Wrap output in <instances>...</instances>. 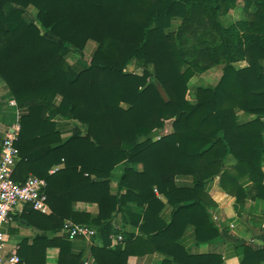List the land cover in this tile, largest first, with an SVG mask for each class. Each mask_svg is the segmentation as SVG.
<instances>
[{"label":"trees","instance_id":"16d2710c","mask_svg":"<svg viewBox=\"0 0 264 264\" xmlns=\"http://www.w3.org/2000/svg\"><path fill=\"white\" fill-rule=\"evenodd\" d=\"M237 7L243 17L225 25ZM89 40L97 45L88 61ZM74 52L78 66L68 60ZM221 64L219 81L188 99L190 80ZM0 77L24 110L13 177L44 178L52 207L46 214L26 203L18 215L37 231L19 243L22 264H46L51 247L58 264H128L154 251L167 255L162 264H216L220 256L180 245L189 224L199 242L220 235L206 182L219 177L240 206L264 200V0H0ZM58 116L75 123L66 139ZM55 164L63 166L51 173ZM178 175H192L194 186H178ZM78 201L97 203L98 214L77 211ZM118 213L140 234L119 229ZM67 219L97 229L92 257L54 235ZM116 233L124 240L111 246ZM239 246L241 264L264 263V249Z\"/></svg>","mask_w":264,"mask_h":264},{"label":"crops","instance_id":"0c3cea01","mask_svg":"<svg viewBox=\"0 0 264 264\" xmlns=\"http://www.w3.org/2000/svg\"><path fill=\"white\" fill-rule=\"evenodd\" d=\"M239 2L242 4L243 0H239ZM28 11H30L31 14L34 12L32 8H30ZM231 15L232 13L228 14V19L230 20L234 19ZM243 15L244 14L242 12L240 17H243ZM95 47L96 45L94 48ZM74 65L78 66V63L76 62ZM128 70L132 71L130 68H128ZM61 99L62 97L60 95L57 96L56 102L59 103ZM14 102L16 101L11 94V91L8 88L5 80L0 77V155L3 139L10 132L17 117L19 108L14 104ZM20 110L24 111L22 109ZM239 115L244 119L247 118L244 116L243 112H239ZM253 117L254 116L251 115L248 118L250 119ZM56 122L62 138L66 139L73 134L75 129V123L73 120L58 116L56 118ZM171 130L172 126L169 124V122H167L165 128L163 130L161 129L160 131L162 133H168ZM156 137H159V135H156ZM227 163H235V159L233 157H229ZM62 166L63 164H55L51 168L50 172L54 173ZM118 168L119 169L113 174L111 179V188L113 191L117 189L118 182L121 177V167ZM175 182L180 187H193L195 179L192 175H178L175 178ZM205 191L214 202L211 212L213 213V220L219 226L220 235L212 241L199 242L196 236L195 226L193 224H189L180 237V245L188 254H216L221 258V261L217 262L216 264H241L242 256L241 247L239 246L240 244H249L254 248L264 249V200L249 198L246 200L243 206H240L236 201V197L226 192L221 187L219 177L207 181L205 184ZM156 193L158 198H160L164 203L167 202V198L164 194L158 191H156ZM49 206L50 212L46 214H50L52 212V207L50 204ZM23 208L24 205L18 206L15 210H13V221L5 224L3 227L7 239L4 253H9L12 250L18 252L19 243L24 238H29V242L32 243V239L37 233L35 228L28 226L24 222L18 220V215L22 213ZM74 208L77 211H84L93 215H96L99 212V206L95 202L78 201L76 202ZM171 214L172 207L166 206L163 211L164 218L169 219ZM114 224L121 230L124 228L129 232L132 231L135 234H140L138 227L125 224L122 213H118L116 215ZM54 235L59 236L58 232ZM71 242L72 249L75 253L83 252L84 254H88V258L92 257H89V246L83 239L77 238ZM94 243L102 245V239L100 237H96L93 244ZM115 245L116 244H114L112 239L111 246ZM58 256L59 248H48L46 264H58ZM166 258L167 255L158 251L147 252L143 254L130 255L128 258V264H162ZM170 259V264H180V262H177L172 258ZM212 264H214V262Z\"/></svg>","mask_w":264,"mask_h":264},{"label":"built area","instance_id":"2783aa9c","mask_svg":"<svg viewBox=\"0 0 264 264\" xmlns=\"http://www.w3.org/2000/svg\"><path fill=\"white\" fill-rule=\"evenodd\" d=\"M14 104L17 106L16 102ZM23 113L24 111L19 108L10 132L4 137L0 155V264H22V259L17 251L12 250L9 253H4L7 239L3 227L13 221V210L18 206L30 203L34 209L42 213L50 212L48 194L46 192L47 181L44 178L34 174H30L24 182H18L13 178L20 155L16 142L19 139L20 121ZM58 234L71 241L81 238L89 246L94 242L97 229L93 226L67 219ZM111 237L114 244L121 243L124 240L122 233L112 234ZM94 263L95 260L93 258L84 261V264Z\"/></svg>","mask_w":264,"mask_h":264},{"label":"rangeland","instance_id":"374dc122","mask_svg":"<svg viewBox=\"0 0 264 264\" xmlns=\"http://www.w3.org/2000/svg\"><path fill=\"white\" fill-rule=\"evenodd\" d=\"M230 13H232L231 16L234 19H232V20L228 19V14H229L228 13L222 19V21H223V23L225 25H229L231 22H234L237 19H239L240 16H241L242 10H241L240 7H237L235 9H233ZM28 14L30 16L33 15V14L30 13V11H28ZM95 45H97V43L95 41H93V40H89L88 41V43H87V45H86V47L84 49L85 59L86 60L89 61L91 59V53H92V50H94L93 48H94ZM79 57L80 56L77 53L74 52V53H72L70 55L68 60H69V62L71 64H75L77 62V60L79 59ZM236 65L237 66H244V65H246V63L245 62H240V63H237ZM129 68L132 71L136 70L133 65L129 66ZM222 73H223V65L221 64V65H216V66H214V67H212L209 70H206L204 72L196 74L189 82L190 89H189V92H188V95H187L188 99L194 100V90L193 89L196 86H199V85L200 86L215 85L219 81ZM169 124L171 125L170 122H169Z\"/></svg>","mask_w":264,"mask_h":264},{"label":"water","instance_id":"95a60500","mask_svg":"<svg viewBox=\"0 0 264 264\" xmlns=\"http://www.w3.org/2000/svg\"><path fill=\"white\" fill-rule=\"evenodd\" d=\"M158 90L160 92V94L162 95V97L167 100L168 99V95L166 93V91L164 90V88L162 87V85H158Z\"/></svg>","mask_w":264,"mask_h":264}]
</instances>
